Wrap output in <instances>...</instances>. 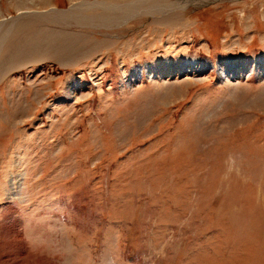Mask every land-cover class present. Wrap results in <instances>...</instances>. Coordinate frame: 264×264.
<instances>
[{
    "label": "rangeland",
    "instance_id": "obj_1",
    "mask_svg": "<svg viewBox=\"0 0 264 264\" xmlns=\"http://www.w3.org/2000/svg\"><path fill=\"white\" fill-rule=\"evenodd\" d=\"M169 1L0 0V261L264 264V0Z\"/></svg>",
    "mask_w": 264,
    "mask_h": 264
},
{
    "label": "bare ground",
    "instance_id": "obj_2",
    "mask_svg": "<svg viewBox=\"0 0 264 264\" xmlns=\"http://www.w3.org/2000/svg\"><path fill=\"white\" fill-rule=\"evenodd\" d=\"M194 1V0H193ZM207 1V0H206ZM129 2V1H128ZM203 2V1H202ZM127 3V2H126ZM133 4H128V5H126V6H133V9L131 10V11H128L126 8V6H123V8H122V10L121 11H123L124 12V14L125 15H116V14H110V12L111 11H109V13H107V18H101V23H105V22H111L112 21V16H116V18H125L128 14H129V12L130 13H134V12H139V11H142V12H145V11H152V12H158V13H160V12H164V10L165 11H167L168 9H170V7L171 6H177V4H178V2H176V1H169V0H133V2H132ZM191 3V2H190ZM86 4V3H85ZM101 4H106V1L105 2H97V3H95V4H90V5H88V3L86 4V7H84V9L85 8H87V7H90V9L93 7H98V5H101ZM123 4V3H122ZM196 4V3H195ZM94 5V6H93ZM95 5H97V6H95ZM117 7V6H116ZM116 9V8H115ZM135 9V10H134ZM142 9V10H141ZM114 11V10H113ZM116 11H117V9H116ZM56 12V11H55ZM63 12V11H62ZM64 12H67V11H64ZM82 12V13H81ZM84 11H80L79 12V14H80V16L79 15H77L76 13V10H74L73 12H71V13H73V14H62V18H60L59 16V14L61 13V12H59V13H52V14H49V15H47V13H38V14H34L33 15V13H31V15H33V16H35V17H41V18H49V19H52L53 17H59V18H54L56 21H58V20H61V21H70L72 18L73 19H77V18H86L87 19V14L85 15V12L83 13ZM57 14V15H56ZM85 15V16H84ZM136 15V14H135ZM89 16V15H88ZM101 15H99L98 17L97 16H92L91 18H95V19H100L99 17H100ZM21 20V19H20ZM119 20V19H118ZM86 21V20H85ZM115 20H113L111 23H113ZM117 21V20H116ZM73 22V21H72ZM78 22V21H77ZM89 22H91V21H89ZM15 25L16 24H12V26H14L15 27ZM7 29V28H6ZM12 30V27L10 28H8V33L10 32ZM7 38V35H5V39ZM231 64H235L234 65V67L233 68H231L232 70H234V69H236V68H239V69H237L236 71L238 72V71H240V69H243L242 67L240 68V66H238V64H236V61H232L231 60V62H230ZM250 63V62H249ZM244 67H247V65H245ZM18 166L20 167L21 165H19L18 164ZM19 169V168H18ZM20 171H15V175L14 176H16V177H20V173H19ZM13 184H14V182H13ZM15 189V187H13L11 190H14ZM11 194H12V192H11ZM11 194L10 195H8V198L9 199H12L13 197H11ZM7 231V230H6ZM13 231V230H12ZM2 233V232H1ZM21 242V241H20ZM14 246V245H13ZM17 252V251H16ZM21 254H23L22 252H21ZM29 254V253H28ZM23 257V256H22ZM20 258H21V256H20ZM13 259H14V257H13ZM1 263H3V264H21V262L19 263V261L17 260V261H15V262H11L10 263V260L9 259H6V260H1L0 261ZM22 264H23V262H22ZM27 264V263H26Z\"/></svg>",
    "mask_w": 264,
    "mask_h": 264
}]
</instances>
